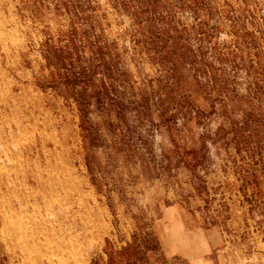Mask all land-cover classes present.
<instances>
[{"label": "rangeland", "instance_id": "obj_1", "mask_svg": "<svg viewBox=\"0 0 264 264\" xmlns=\"http://www.w3.org/2000/svg\"><path fill=\"white\" fill-rule=\"evenodd\" d=\"M0 264H264V0H0Z\"/></svg>", "mask_w": 264, "mask_h": 264}, {"label": "bare ground", "instance_id": "obj_2", "mask_svg": "<svg viewBox=\"0 0 264 264\" xmlns=\"http://www.w3.org/2000/svg\"><path fill=\"white\" fill-rule=\"evenodd\" d=\"M48 203V202H47ZM10 214H11V212H10ZM28 226V225H27ZM24 236V235H23Z\"/></svg>", "mask_w": 264, "mask_h": 264}]
</instances>
